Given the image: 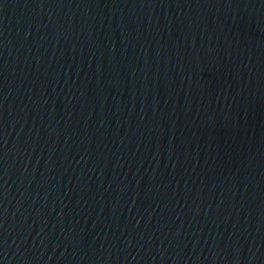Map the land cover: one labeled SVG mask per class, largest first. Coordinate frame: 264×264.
Wrapping results in <instances>:
<instances>
[{
	"label": "water",
	"instance_id": "95a60500",
	"mask_svg": "<svg viewBox=\"0 0 264 264\" xmlns=\"http://www.w3.org/2000/svg\"><path fill=\"white\" fill-rule=\"evenodd\" d=\"M0 264H264V0H0Z\"/></svg>",
	"mask_w": 264,
	"mask_h": 264
}]
</instances>
